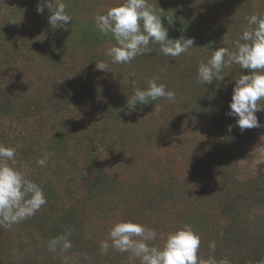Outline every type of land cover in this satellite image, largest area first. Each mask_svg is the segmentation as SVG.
<instances>
[{"label":"rangeland","instance_id":"rangeland-1","mask_svg":"<svg viewBox=\"0 0 264 264\" xmlns=\"http://www.w3.org/2000/svg\"><path fill=\"white\" fill-rule=\"evenodd\" d=\"M64 2L72 21L53 29L38 0H0V143L19 145L17 167L47 199L33 217L0 227V264H140L111 247L121 219L156 230L160 246L188 223L202 258L264 264V126L241 132L227 114L232 79L247 70L233 64L221 81L197 83L198 63L231 47L264 0H149L169 37H192L194 47L170 57L151 44L127 64L105 55L115 41L94 23L118 0ZM102 60L111 71L96 69ZM152 79L175 100L130 109L134 86ZM65 229L72 247L49 251Z\"/></svg>","mask_w":264,"mask_h":264},{"label":"clouds","instance_id":"clouds-1","mask_svg":"<svg viewBox=\"0 0 264 264\" xmlns=\"http://www.w3.org/2000/svg\"><path fill=\"white\" fill-rule=\"evenodd\" d=\"M202 2V0H198ZM64 0H43L37 3V13L48 9V23L51 28H65L72 21L66 11ZM161 15L149 0H118L102 14L94 17L96 29L102 35H109L115 43L107 48L105 55L114 64L130 63L138 55L151 52V44L159 45V51L170 57H179L194 46L192 37L181 35L170 38L163 25ZM225 44L229 41L225 40ZM239 65L240 72L233 84L229 101L228 115L236 121L241 132L245 129L259 128L261 125L256 113L264 112V14L256 13L247 17V27L231 41V47L220 46L213 49L210 58L200 61L197 67V83L211 84L222 80L225 68ZM98 70L111 71L105 61L95 62ZM175 92L155 79L147 82L146 88L134 86V92L127 100L130 109L139 102L146 105L160 98L172 102ZM232 125L228 126L231 131ZM19 145L11 147L0 143V227L10 228L33 217L47 203L42 187L29 178L26 169L17 167L16 151ZM48 153L37 160L41 167L48 162ZM70 229L62 235L51 238L48 249L51 252H64L72 247L68 238ZM111 247L120 253H131L140 264H230L227 257L207 259L199 255L200 236L193 226L183 223L163 237L162 246L152 242L157 240L156 230L132 220L121 219L109 229ZM107 254L110 244L100 245ZM208 247L214 252L215 241Z\"/></svg>","mask_w":264,"mask_h":264}]
</instances>
